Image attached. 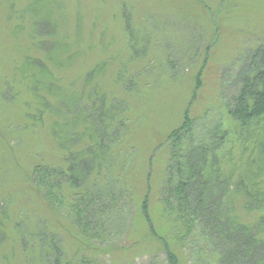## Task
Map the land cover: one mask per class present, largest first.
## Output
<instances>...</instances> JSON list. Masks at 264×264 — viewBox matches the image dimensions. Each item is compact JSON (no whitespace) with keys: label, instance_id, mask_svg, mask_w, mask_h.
Instances as JSON below:
<instances>
[{"label":"rangeland","instance_id":"obj_1","mask_svg":"<svg viewBox=\"0 0 264 264\" xmlns=\"http://www.w3.org/2000/svg\"><path fill=\"white\" fill-rule=\"evenodd\" d=\"M263 41L264 0H0V264H42L43 225L59 235L66 264L84 257L94 264H171L167 244L177 264H221L204 233L178 251L161 217L167 174L176 175L168 170L169 136L189 115L197 139L222 145V172L237 184L251 180V152L245 157L230 131L226 143L219 139L230 128L225 114L237 76ZM51 87L116 117L105 139L112 144L105 173L128 198L126 225L108 241L66 230L69 220L53 214L32 180L35 166L60 168L68 156L56 133L65 123ZM93 141L87 136L84 147ZM144 203L162 239L148 237V223L135 216Z\"/></svg>","mask_w":264,"mask_h":264},{"label":"trees","instance_id":"obj_2","mask_svg":"<svg viewBox=\"0 0 264 264\" xmlns=\"http://www.w3.org/2000/svg\"><path fill=\"white\" fill-rule=\"evenodd\" d=\"M237 77V92L227 104L225 114L230 128L221 130L219 141L226 140V143L230 131L233 145L239 147L242 142L245 157L251 152L252 156L247 157L251 180L247 177L237 184L222 172L217 158L222 145L217 141L213 145L206 137L197 139L196 124L187 115L182 126L169 136L168 170L176 175L167 174L166 194L161 196L163 204L159 208L180 247L178 251L187 248L199 233H204L214 240L212 244L220 254L212 258L220 260L221 264H264V41ZM38 81L42 83L36 79ZM51 88L58 91L57 106L53 109L64 118L65 125L57 123L56 133L68 156L66 165L60 168L35 166L32 180L53 214L69 220L65 225L62 223L67 226L66 230L79 231L92 242L108 241L113 232L125 224L127 204L124 202L128 198L127 190H119L120 187L111 182L114 179L106 176L111 173L112 163L105 154L112 144L105 143V139L110 138V122L116 117L108 116L103 109L94 112L75 94ZM83 124H86L85 130L81 131ZM87 136L96 141L84 147ZM240 199L242 204L237 203ZM135 216L148 223V237L162 239L154 229L148 204H140L137 209L135 206ZM43 226L38 231L42 238L38 242L42 264H66L59 235L48 232ZM89 240L83 241V245L95 248ZM136 242L139 244L141 239ZM164 248L170 263L177 264V253L172 252L168 244ZM94 263L84 257L75 264Z\"/></svg>","mask_w":264,"mask_h":264}]
</instances>
